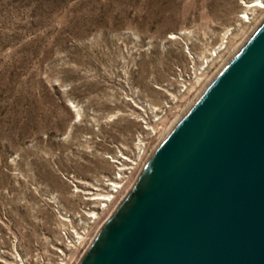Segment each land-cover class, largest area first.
Masks as SVG:
<instances>
[{
  "label": "rangeland",
  "instance_id": "rangeland-1",
  "mask_svg": "<svg viewBox=\"0 0 264 264\" xmlns=\"http://www.w3.org/2000/svg\"><path fill=\"white\" fill-rule=\"evenodd\" d=\"M255 1L0 0V264L82 262Z\"/></svg>",
  "mask_w": 264,
  "mask_h": 264
},
{
  "label": "water",
  "instance_id": "water-1",
  "mask_svg": "<svg viewBox=\"0 0 264 264\" xmlns=\"http://www.w3.org/2000/svg\"><path fill=\"white\" fill-rule=\"evenodd\" d=\"M80 264H264V22L153 153Z\"/></svg>",
  "mask_w": 264,
  "mask_h": 264
},
{
  "label": "bare ground",
  "instance_id": "bare-ground-1",
  "mask_svg": "<svg viewBox=\"0 0 264 264\" xmlns=\"http://www.w3.org/2000/svg\"><path fill=\"white\" fill-rule=\"evenodd\" d=\"M247 7H249V8L257 7V8H260V9H264V4H263L262 2L255 1V2H252V3H250L249 5H247ZM233 54H234V53H233ZM237 54H238V50L235 52L234 55H232V56L230 57V60H232V58H234ZM230 60H229V61H230ZM227 63H228V62H227ZM221 72H222V71H221ZM217 76H218V75H217ZM217 76H215L214 79H216ZM214 79H213V80H214ZM211 83H212V82H211ZM210 85H211V84H210ZM210 85H209V86H210ZM206 90H207V89H206ZM206 90H205V91H206ZM205 91H204V92H205ZM201 96H202V95H201ZM201 96H200V97H201ZM196 102H197V101H196ZM191 108H192V107H191ZM191 108H190V109H191ZM183 116H185V115H183ZM179 121H180V120H179ZM179 121H177V123H174V126L172 127L171 131L175 128V126L178 124ZM167 133H168V132H167ZM170 133H171V132H170ZM170 133H168V134H170ZM168 134H167V135H168ZM167 135L165 136V139H166ZM163 140H164V139H163Z\"/></svg>",
  "mask_w": 264,
  "mask_h": 264
}]
</instances>
